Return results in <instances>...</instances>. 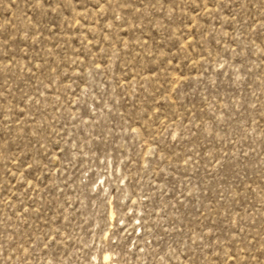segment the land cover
Segmentation results:
<instances>
[{"label": "rangeland", "instance_id": "1", "mask_svg": "<svg viewBox=\"0 0 264 264\" xmlns=\"http://www.w3.org/2000/svg\"><path fill=\"white\" fill-rule=\"evenodd\" d=\"M0 264H264V0H0Z\"/></svg>", "mask_w": 264, "mask_h": 264}]
</instances>
